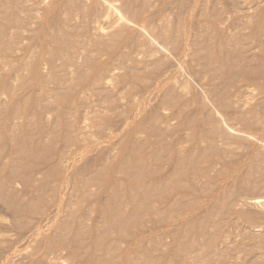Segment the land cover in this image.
I'll return each instance as SVG.
<instances>
[{
	"label": "rangeland",
	"instance_id": "rangeland-1",
	"mask_svg": "<svg viewBox=\"0 0 264 264\" xmlns=\"http://www.w3.org/2000/svg\"><path fill=\"white\" fill-rule=\"evenodd\" d=\"M0 264H264V0H0Z\"/></svg>",
	"mask_w": 264,
	"mask_h": 264
},
{
	"label": "bare ground",
	"instance_id": "bare-ground-1",
	"mask_svg": "<svg viewBox=\"0 0 264 264\" xmlns=\"http://www.w3.org/2000/svg\"><path fill=\"white\" fill-rule=\"evenodd\" d=\"M112 8V7H111ZM112 10V9H111ZM61 197V196H60ZM259 203V202H258ZM68 204V203H67ZM71 204V203H70ZM60 211V210H59ZM69 213V212H68ZM52 225V224H51Z\"/></svg>",
	"mask_w": 264,
	"mask_h": 264
}]
</instances>
